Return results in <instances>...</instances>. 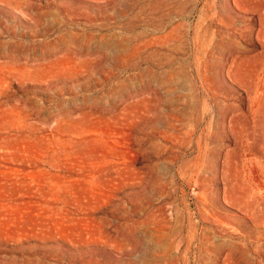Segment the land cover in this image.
Listing matches in <instances>:
<instances>
[{
  "label": "rangeland",
  "instance_id": "obj_1",
  "mask_svg": "<svg viewBox=\"0 0 264 264\" xmlns=\"http://www.w3.org/2000/svg\"><path fill=\"white\" fill-rule=\"evenodd\" d=\"M242 45L264 0H0V264H264Z\"/></svg>",
  "mask_w": 264,
  "mask_h": 264
},
{
  "label": "crops",
  "instance_id": "obj_2",
  "mask_svg": "<svg viewBox=\"0 0 264 264\" xmlns=\"http://www.w3.org/2000/svg\"><path fill=\"white\" fill-rule=\"evenodd\" d=\"M238 10L245 12L243 7ZM231 55L228 56V60ZM227 135L230 147L238 150L243 162V178L249 181L244 189L258 195L264 204V49L242 45L228 66ZM240 149V151H239ZM257 225L264 229V218Z\"/></svg>",
  "mask_w": 264,
  "mask_h": 264
}]
</instances>
